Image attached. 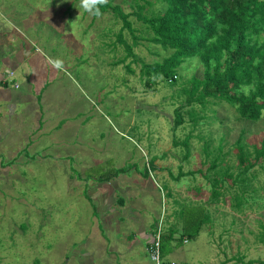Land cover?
<instances>
[{
  "label": "rangeland",
  "instance_id": "rangeland-1",
  "mask_svg": "<svg viewBox=\"0 0 264 264\" xmlns=\"http://www.w3.org/2000/svg\"><path fill=\"white\" fill-rule=\"evenodd\" d=\"M108 4L97 18L83 11L79 15V0H0L1 74L8 76L5 58L25 41L23 35L26 49L33 52L35 88L43 79V87L35 90L36 99H41H31L28 110L19 107L9 116L7 104L0 101V264H103L113 234L85 188L121 168L125 174L131 168L143 180L148 177V186L156 189L155 194L152 189L145 194L156 199V204L147 206L153 216L161 218L171 211L190 234L201 228L200 235L183 245L187 264L264 262V159L246 174L249 188L248 183L233 186L230 179L216 201L207 179L215 178L214 172H207L213 155L207 157L199 139H210L212 152L225 138L224 153L229 155L223 166L237 172L236 140L245 130L244 141L254 160L253 146L261 147L264 122L239 120L227 103L205 112L194 105L198 115L208 118L193 130L187 114L184 125L174 132L178 104L171 105V98L179 101L176 92L183 83L150 88L141 78L144 62L162 61L170 53L146 39L134 45L119 15H130L132 28L139 31L136 35L145 38L150 32L137 18L133 0H108ZM119 40L134 45L136 59L127 56L126 45ZM194 64L181 68L185 81L195 72L202 74L203 68ZM13 82L4 91L15 98L29 86L23 78L15 83L19 89ZM191 131L196 136L191 146L174 145V139L183 141ZM155 156L161 158L157 161L161 173L147 164ZM191 171L203 174L180 177ZM170 184L174 196L167 200L168 207L162 205L161 195L165 199L163 192ZM242 190L247 191L244 196ZM238 194L244 201L241 207L234 200Z\"/></svg>",
  "mask_w": 264,
  "mask_h": 264
},
{
  "label": "trees",
  "instance_id": "trees-1",
  "mask_svg": "<svg viewBox=\"0 0 264 264\" xmlns=\"http://www.w3.org/2000/svg\"><path fill=\"white\" fill-rule=\"evenodd\" d=\"M138 12L137 18L146 25L148 37L136 35L128 18L130 15H119L124 20V27L129 29L136 46L141 39L160 45L169 52V56L162 61L143 63L141 78L146 80L147 87H156L160 83L169 88L181 86L176 92L178 102L171 98L173 104H178L175 110L173 131L184 125L186 115L190 116L193 130L200 120L207 119V115H198L194 105H198L203 112L211 111L212 106L227 103L233 108L238 119L246 122H264V0H133ZM156 6L160 8L153 11ZM109 4L101 7L102 14L109 9ZM128 20V21H127ZM141 35L144 31H140ZM122 36V32L119 33ZM122 38V37H121ZM127 56L136 59L133 46L124 40ZM198 64L203 68L200 76L195 72L186 79L181 76V68L185 64ZM194 64V65H196ZM130 68V67H129ZM180 81V82H179ZM178 84V85H177ZM188 108V109H187ZM245 130L235 142L238 159L237 172L234 167H224L228 153H224L225 138L219 146L211 152V140H203V152L207 157L213 155V160L207 168L208 174L214 172L212 184L213 200L223 194L228 180H233V186L243 184L249 188L247 173L264 159V138L261 147L253 146L252 153L247 149ZM196 137L191 131L183 141L174 139V145L179 147L191 146V140ZM183 160H188V156ZM153 160L147 163L154 166ZM129 171V169H128ZM127 172L125 168L116 171L117 175ZM203 172L191 171L180 173L189 176ZM112 174V176L114 175ZM217 178H220L217 179ZM180 179L179 177L174 180ZM247 193L242 190L243 196ZM237 196V198H235ZM234 196L240 207L244 203L241 195ZM241 199V200H239ZM216 200V201H217ZM198 227L194 235L190 234L188 226L183 224L182 236L194 238L200 234ZM173 234L176 232L173 231ZM172 234V236H173ZM166 235H163V240ZM264 243V237L262 238ZM163 243V242H162ZM163 248V246H162ZM264 264L263 261H249L246 264Z\"/></svg>",
  "mask_w": 264,
  "mask_h": 264
},
{
  "label": "crops",
  "instance_id": "crops-1",
  "mask_svg": "<svg viewBox=\"0 0 264 264\" xmlns=\"http://www.w3.org/2000/svg\"><path fill=\"white\" fill-rule=\"evenodd\" d=\"M1 26L4 27V25H0V28H3ZM22 37L25 41H19L16 44V50L9 53L5 58L7 67L4 71L7 70L8 76L2 75L0 72V85L2 87L0 90V101L7 104L6 110L9 116L10 113L12 116L17 113L19 107L23 110H28L29 106L32 105L31 99L39 102L41 97L39 96V98L36 99L35 90L43 87L42 78L39 79V87L35 88L34 86V80L38 75L37 71L31 67L33 64L31 59L33 52L26 49L28 45L25 43V37L23 35ZM4 41L8 42V38L7 40L4 39ZM2 45L4 46L3 43ZM23 47H25L24 50L22 49ZM22 51L25 52L24 57L21 55L23 54L21 53ZM15 77L23 78L25 82H29L27 90L20 92L19 96L16 98L13 94L4 91V88L11 82V79H14L13 84L15 88L19 89V86L15 84L17 82V78ZM26 100L27 102H25ZM22 101L25 103H21ZM42 127V125L38 126V129ZM0 130H2L1 126ZM39 133L40 131H36L35 134ZM2 137L3 133L0 131V145L3 142ZM38 144L40 143L38 142ZM159 159L161 158H154V166H152L151 169L161 173L160 169L157 168V161H159ZM19 164L22 165V163ZM132 170L133 169L130 168V172L128 171L127 174H125L126 172L120 175L114 174L113 176L95 181L96 183L90 181L86 184L85 189L89 194V199L96 203V212L99 211L106 228L111 230L113 234V243L111 242L108 246L111 252L103 264H153L149 258L148 248L154 239L155 230L161 220L164 234L166 235L162 243L163 257L165 260H170V256H177L180 259H184L182 263L179 262L180 264H187L188 255L184 251L183 245L188 244L190 238L189 235L182 236L181 231L183 224L178 222V218L174 216L171 211L169 214L167 213V216H164L165 213L163 212L161 218L157 215L153 216L150 213L149 207L147 208L148 203L154 205L156 204V199L151 197L146 198L145 194L149 189L154 191L155 188L153 185L148 186V177L143 180L141 176L132 174ZM150 173L152 174L151 171ZM120 177L123 178L120 179ZM171 188L172 185L170 184L168 189L163 192L166 195V197H164L165 199H163V194L161 195L162 205L165 202L166 206H170L167 200L170 201L174 196ZM203 206L206 208L205 205ZM173 231L176 232V234H173ZM201 231L202 230H200V233ZM101 234L102 233L99 231V235ZM229 262L234 263L235 261L230 260Z\"/></svg>",
  "mask_w": 264,
  "mask_h": 264
},
{
  "label": "built area",
  "instance_id": "built-area-1",
  "mask_svg": "<svg viewBox=\"0 0 264 264\" xmlns=\"http://www.w3.org/2000/svg\"><path fill=\"white\" fill-rule=\"evenodd\" d=\"M163 235H164V229L161 220L155 230L154 239L150 244V247L148 248L150 261L153 264H180L176 261L165 260V258L163 257V252H162Z\"/></svg>",
  "mask_w": 264,
  "mask_h": 264
},
{
  "label": "clouds",
  "instance_id": "clouds-1",
  "mask_svg": "<svg viewBox=\"0 0 264 264\" xmlns=\"http://www.w3.org/2000/svg\"><path fill=\"white\" fill-rule=\"evenodd\" d=\"M108 4V0H79V15L80 11L86 12L91 16L99 18L102 15L101 7ZM75 23V22H74ZM70 22V24H74ZM56 66L59 67V62H56Z\"/></svg>",
  "mask_w": 264,
  "mask_h": 264
}]
</instances>
